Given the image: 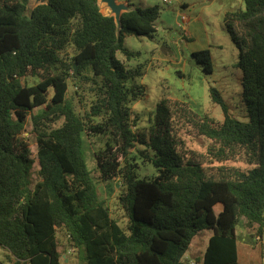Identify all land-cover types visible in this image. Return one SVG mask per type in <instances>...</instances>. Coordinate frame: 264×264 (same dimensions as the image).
<instances>
[{
    "label": "trees",
    "instance_id": "obj_1",
    "mask_svg": "<svg viewBox=\"0 0 264 264\" xmlns=\"http://www.w3.org/2000/svg\"><path fill=\"white\" fill-rule=\"evenodd\" d=\"M30 1L0 0V246L12 263L62 264V228L84 264H185L193 239L205 231L213 235L200 264H242L241 220L264 233V0H244V9L225 15L240 50L249 120L231 116L212 88L224 121L206 116L195 123L213 142L208 154L221 164L216 173L183 152L171 128L170 100L157 106L149 142L134 132L129 105L146 95L135 84L143 74L117 53L132 55L128 36H155L159 6L130 8L118 23L101 12L98 0H48L32 10ZM192 57L213 73L209 50ZM29 77L39 82L29 85ZM69 82L93 97L84 113L69 95ZM29 120L36 159L24 136ZM89 141L99 145L95 171L104 181L120 180L127 229L100 198L86 158ZM138 144L147 146L144 155L157 172L150 180L137 174ZM240 157L250 170L224 165ZM36 163L41 178L34 184Z\"/></svg>",
    "mask_w": 264,
    "mask_h": 264
},
{
    "label": "rangeland",
    "instance_id": "obj_2",
    "mask_svg": "<svg viewBox=\"0 0 264 264\" xmlns=\"http://www.w3.org/2000/svg\"><path fill=\"white\" fill-rule=\"evenodd\" d=\"M48 0H31L29 9L45 4ZM101 12L105 16L114 17L119 23L123 13L130 8H150L159 6L161 15L156 22L157 33L150 39L146 37L128 36L125 39V48L132 55L127 57L118 52L117 58L128 68L142 71V77L137 78L135 84L146 89V95L139 101L132 102L129 107L132 111L134 132L144 135L149 142L151 128L157 113V106L164 100L171 102V128L182 141L183 152L189 158H196L204 164L208 173H216L221 166L209 156L212 141L198 133L195 123L202 117H210L216 122L224 121L222 108L214 103L211 89L219 91L228 105L231 116L247 122L248 107L243 101V71L238 67L240 50L231 35L225 30L224 14L226 11H238L245 8L244 1L240 0H98ZM187 5V9L183 5ZM188 15L190 21H198L200 28L191 36L186 35V26L182 15ZM204 27L209 41V51L212 54L214 70L209 74L204 72L192 57L193 49L199 51L203 43ZM238 30V29H237ZM240 31V29L238 30ZM241 32V31H240ZM186 38V39H185ZM67 54H72L68 49ZM29 85L39 82L37 78L26 79ZM69 95L75 99L77 110L84 113L92 106L93 97L87 90L77 89L69 82ZM130 84H134L131 82ZM78 92V94H76ZM193 112V113H191ZM64 119L55 123L54 127H61ZM29 142L33 158H37V141L33 135V127L29 120L24 135ZM91 142L89 141V144ZM92 144V145H91ZM86 149V158L89 169L98 188L101 200L110 210L111 216L122 228L127 229L129 218L120 202L123 188L118 178L104 181L96 169L93 149L97 143H91ZM146 145H137L133 152L137 164V174L140 179L150 180L157 172L146 159ZM143 153V154H142ZM243 157V156H242ZM227 162V167L240 170H250L251 165L244 158ZM39 166L34 167V184L40 181ZM221 206L216 208L219 212ZM211 231H205L196 236L185 254V264H200L206 251ZM242 264H264V233H258L257 226L247 227L245 219L241 220L237 228ZM59 250L62 255V264H84L82 254L70 246V238L65 229H58ZM0 264H13L9 252L0 246Z\"/></svg>",
    "mask_w": 264,
    "mask_h": 264
},
{
    "label": "crops",
    "instance_id": "obj_3",
    "mask_svg": "<svg viewBox=\"0 0 264 264\" xmlns=\"http://www.w3.org/2000/svg\"><path fill=\"white\" fill-rule=\"evenodd\" d=\"M237 1H240V0H237ZM242 1H244V0H242ZM164 2V1H163ZM183 7L185 8V9H187L188 7H187V5H183ZM230 11H226L225 12V14H224V22H225V15L227 14V13H229ZM231 12H235V11H231ZM200 23L198 22V21H192V23H191V21L189 22V24H187V25H185L186 26V28H185V30H186V35L188 34V35H190L191 34V36H192V34L194 33V32H197L198 30H199V28H200ZM225 30H226V27H225ZM201 31H202V33L204 34V41H203V43H202V45L200 46V48H198V49H200L199 51H203V50H209V41H208V36H207V32H206V29L204 28V27H201ZM227 31V30H226ZM228 33V32H227ZM186 39V38H185ZM196 49H193V52H192V54L194 53V52H198V51H195ZM211 52V51H210Z\"/></svg>",
    "mask_w": 264,
    "mask_h": 264
},
{
    "label": "built area",
    "instance_id": "obj_4",
    "mask_svg": "<svg viewBox=\"0 0 264 264\" xmlns=\"http://www.w3.org/2000/svg\"><path fill=\"white\" fill-rule=\"evenodd\" d=\"M163 1L165 3L169 2V0H163ZM182 21H183L184 25H187L190 22V17L188 15L184 14V15H182Z\"/></svg>",
    "mask_w": 264,
    "mask_h": 264
}]
</instances>
